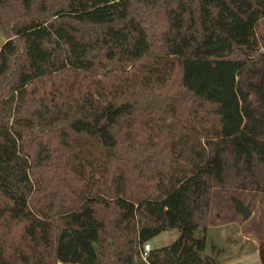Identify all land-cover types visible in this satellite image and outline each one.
<instances>
[{"label": "trees", "instance_id": "obj_1", "mask_svg": "<svg viewBox=\"0 0 264 264\" xmlns=\"http://www.w3.org/2000/svg\"><path fill=\"white\" fill-rule=\"evenodd\" d=\"M1 35L0 264H219L213 189L264 193V0H0Z\"/></svg>", "mask_w": 264, "mask_h": 264}, {"label": "rangeland", "instance_id": "obj_2", "mask_svg": "<svg viewBox=\"0 0 264 264\" xmlns=\"http://www.w3.org/2000/svg\"><path fill=\"white\" fill-rule=\"evenodd\" d=\"M5 40L1 35L0 47ZM233 196L250 205L252 214L247 220L236 211ZM179 235L178 230L165 231L150 241L151 248L168 246ZM206 236V253L216 256L219 264H263L264 193L213 189Z\"/></svg>", "mask_w": 264, "mask_h": 264}, {"label": "water", "instance_id": "obj_3", "mask_svg": "<svg viewBox=\"0 0 264 264\" xmlns=\"http://www.w3.org/2000/svg\"><path fill=\"white\" fill-rule=\"evenodd\" d=\"M232 199H233V202L235 204L236 211L238 213H240L245 220H247L252 214V211L250 209V205L245 204L243 201H241L240 199H238L235 196H233Z\"/></svg>", "mask_w": 264, "mask_h": 264}, {"label": "built area", "instance_id": "obj_4", "mask_svg": "<svg viewBox=\"0 0 264 264\" xmlns=\"http://www.w3.org/2000/svg\"><path fill=\"white\" fill-rule=\"evenodd\" d=\"M151 250V245L150 244H146L144 251H143V256L146 257L148 252Z\"/></svg>", "mask_w": 264, "mask_h": 264}]
</instances>
